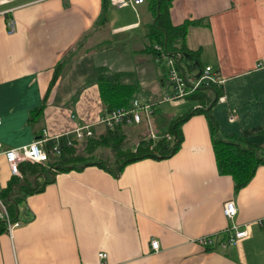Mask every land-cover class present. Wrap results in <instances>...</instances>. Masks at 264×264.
<instances>
[{
    "label": "crops",
    "instance_id": "1",
    "mask_svg": "<svg viewBox=\"0 0 264 264\" xmlns=\"http://www.w3.org/2000/svg\"><path fill=\"white\" fill-rule=\"evenodd\" d=\"M11 7L13 31L0 12V141L6 146L30 143L45 131H70L78 122L100 136L108 126L97 120L109 111L101 70L118 73L137 92L151 89L145 95L159 105L166 72L163 58L147 49L156 18L151 0L121 6L110 0H12L0 10ZM169 13L175 25L192 22L187 44L200 53L189 71L212 65L225 78L210 109L219 129L264 149V0H172ZM46 95L42 117L30 120ZM182 128V145L169 157L132 161L119 175L97 164L62 171L29 194L18 224L0 233V264H100L101 251L106 264H264V163L236 191L233 177L219 172L208 115L195 113ZM14 175L0 154V187ZM229 198L238 208L233 220L224 212ZM0 213L6 214L1 204ZM232 222L248 234L212 250L198 240L224 238Z\"/></svg>",
    "mask_w": 264,
    "mask_h": 264
},
{
    "label": "trees",
    "instance_id": "2",
    "mask_svg": "<svg viewBox=\"0 0 264 264\" xmlns=\"http://www.w3.org/2000/svg\"><path fill=\"white\" fill-rule=\"evenodd\" d=\"M151 1L156 20L151 25L149 35L152 43L147 49L163 58L162 51L158 50L154 44L159 43L163 46L165 53L176 56L181 63L186 60L190 62V67L197 65L200 50L191 49L186 40L188 27L192 22L186 21L177 25L171 22L169 10L172 0ZM6 16L9 19L11 14L7 13ZM60 63L56 67L54 79H57L60 73L59 69L63 64L60 65ZM99 79L101 97L107 110L129 106L132 103L137 92L135 84L124 83L118 77V73L108 74L104 70L100 71ZM211 89L216 90L214 94L210 92ZM196 91L187 97L198 98L202 102L201 105L191 107L177 117H171L161 106H156L154 118L159 135L156 138L143 137L135 145L129 144L127 138L129 132L123 124L106 127L100 136L87 137L79 151L80 146L68 144L66 138L61 137L60 152L56 153L53 149L55 138L47 139L46 149L49 152V159L44 162H22L20 165L22 176L15 174L7 186L0 187V198L6 212V214L0 213V233L8 231L11 224L19 221L20 204L26 200L27 196L42 191L49 182L56 179L59 172L97 164L119 175L125 165L132 161L146 157L173 155L182 145L183 123L199 112H204L209 117L219 172L233 177L236 191L247 185L255 175L258 165L264 163L263 146L245 141L236 135L226 134L219 129V124L210 111L211 104L216 101V94L220 93L218 86L202 85ZM47 97L48 95L42 105L31 110L30 120L35 122L42 117ZM166 132L171 133L172 137L166 136ZM106 148H110L111 153H106ZM228 237L229 235H225L222 239H216L208 244L207 248L209 250L217 248L216 244Z\"/></svg>",
    "mask_w": 264,
    "mask_h": 264
},
{
    "label": "built area",
    "instance_id": "3",
    "mask_svg": "<svg viewBox=\"0 0 264 264\" xmlns=\"http://www.w3.org/2000/svg\"><path fill=\"white\" fill-rule=\"evenodd\" d=\"M12 0H0V5L9 3ZM117 5H125L129 2L133 4H140L146 0H110ZM13 7L0 10V12L10 13ZM11 14V13H10ZM8 25L10 31L15 30V19L13 15L8 19ZM155 47L162 51V57L166 61L167 70L169 74V86L165 87L162 91L161 100H174L182 97H187L202 85H219L225 78L224 76L212 65L203 66L198 73L188 71L176 56L169 55L163 51V46L156 43ZM157 103H154L145 97H134L132 103L129 106H120L109 111H104L99 115L97 123H103L108 127H115L117 125L124 126H136L143 123L146 124L148 134L150 137L156 138L159 135V129L155 124L154 110ZM201 105V104H200ZM235 113H231L230 118L233 120ZM96 124V123H95ZM94 131L91 128V124L78 122L72 130L62 133H54L52 135L45 131L44 136H41L30 143L18 145V146H6L0 141V154L4 155L8 160L11 170L15 174L21 175L20 165L24 161H40L44 162L49 159V152L46 149V141L50 137L55 138V145L53 149L56 153L60 152V139L65 137L68 144H77L78 141L93 136ZM169 138L172 134L165 133ZM0 204L5 209V206L0 198ZM237 204L234 198H229L224 204V212L228 219L233 220L237 213ZM18 224V222L11 224L10 228ZM229 237L220 244L226 246L227 244L235 243L238 239L248 234L246 227L240 226L236 222H232L229 226ZM198 240L208 245L214 241L212 235L202 236ZM151 246L154 250H158L160 247V241L158 238L153 237L151 239ZM100 264H106L107 252L101 251L99 253Z\"/></svg>",
    "mask_w": 264,
    "mask_h": 264
},
{
    "label": "rangeland",
    "instance_id": "4",
    "mask_svg": "<svg viewBox=\"0 0 264 264\" xmlns=\"http://www.w3.org/2000/svg\"><path fill=\"white\" fill-rule=\"evenodd\" d=\"M103 45H105V42H101V46H100V49L99 50L104 49V46ZM163 60H164V62L162 63L163 64L162 69H163V71L166 72V73H164V77H166V86L165 87H167V86H169V74H168L167 68L165 69V67L167 66L166 65V61H165V59H163ZM182 65L184 67H186L188 71L190 70L189 69L190 62H187L186 60H184V63H182ZM149 92H151V89L145 88V90L142 89V90H139L138 92H136L135 95H138V97H140V98H142V97L148 98L147 95H145V93L149 95ZM148 99H151V98L149 97ZM196 100H198V98H196V97L195 98H192V97H182V98H178V99H174V100L160 101L159 105H162V109L165 110L166 112H169L172 108H177V109H181V111L185 113V111L189 107L193 106L194 103H196ZM145 126H146V124L143 123V124L138 125L137 127H135V129L130 128V127H125V128H127V131L129 132L128 133L129 135H128L127 138L129 140V144L130 145H135L136 144L135 143L136 142V137L139 136V134L142 131H143L142 132V138L143 137H149L148 130H147V128ZM139 140L140 139H138V141ZM77 146L78 147L80 146L78 148V151H79L80 149H82L81 146H83V143L80 144V145H78V143H77ZM106 153H108V154L111 153L110 148H106Z\"/></svg>",
    "mask_w": 264,
    "mask_h": 264
},
{
    "label": "water",
    "instance_id": "5",
    "mask_svg": "<svg viewBox=\"0 0 264 264\" xmlns=\"http://www.w3.org/2000/svg\"><path fill=\"white\" fill-rule=\"evenodd\" d=\"M155 20H156V18H155ZM187 56H188V54H187ZM217 98H218V93L215 96V100H217Z\"/></svg>",
    "mask_w": 264,
    "mask_h": 264
}]
</instances>
